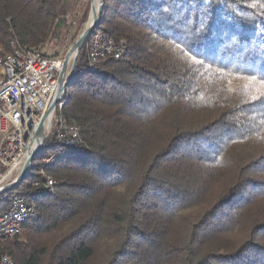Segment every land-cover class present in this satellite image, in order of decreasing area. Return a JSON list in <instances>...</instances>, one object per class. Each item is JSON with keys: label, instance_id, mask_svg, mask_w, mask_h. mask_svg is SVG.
Listing matches in <instances>:
<instances>
[{"label": "trees", "instance_id": "1", "mask_svg": "<svg viewBox=\"0 0 264 264\" xmlns=\"http://www.w3.org/2000/svg\"><path fill=\"white\" fill-rule=\"evenodd\" d=\"M72 9L0 0V48L44 47ZM95 30L126 53L84 71V43L62 111L82 143L51 136L5 193L3 209L29 197L42 168L57 182L6 252L15 264H264V0H105Z\"/></svg>", "mask_w": 264, "mask_h": 264}, {"label": "built area", "instance_id": "2", "mask_svg": "<svg viewBox=\"0 0 264 264\" xmlns=\"http://www.w3.org/2000/svg\"><path fill=\"white\" fill-rule=\"evenodd\" d=\"M85 44L88 67L84 71H96L102 60H118L126 53L124 40L115 41L97 30ZM65 58L49 57L43 46L25 50L14 42L9 53L0 48V264H15L3 242L23 233L25 224L38 214V202L54 191L57 182L42 168V179L34 183L35 191L27 198L14 197L3 209L4 190L18 181L30 157L51 136L65 149L82 143L80 128L67 123L62 113L73 79L70 71L74 62L70 59L66 67ZM48 121L50 129L46 133ZM41 136L40 144L31 152ZM58 155L42 158L41 165H53Z\"/></svg>", "mask_w": 264, "mask_h": 264}, {"label": "rangeland", "instance_id": "3", "mask_svg": "<svg viewBox=\"0 0 264 264\" xmlns=\"http://www.w3.org/2000/svg\"><path fill=\"white\" fill-rule=\"evenodd\" d=\"M91 2L92 0H69L73 9L66 18L67 27L58 36L52 37L47 42L44 46L46 55L56 59H63L68 55L70 50L74 48L76 41L86 30L88 22L82 24V20L88 5L91 8ZM39 163L40 161H34L35 165Z\"/></svg>", "mask_w": 264, "mask_h": 264}, {"label": "water", "instance_id": "4", "mask_svg": "<svg viewBox=\"0 0 264 264\" xmlns=\"http://www.w3.org/2000/svg\"><path fill=\"white\" fill-rule=\"evenodd\" d=\"M104 3H105V0H102L100 13H99V15L96 18V22L83 32V34L80 36V38L76 41V43L74 45V48L77 49V54H76V56L74 58V62H73V65H72V68H71V71H70V77L74 76L75 68H76V65H77L78 56L80 54L81 49L83 48V45H84L85 41L88 39L90 34L96 29V26H97V24H98V22H99V20L101 18V15H102V12H103V9H104ZM69 62H70V57H69V55H67L66 58H65V66L66 67H68ZM43 145H44V143L40 144L39 150L37 152H35L30 157L25 170L22 173V175L19 177L18 181L14 182L10 186H8L4 190L5 193L10 191V190L15 189L27 177L28 170H29L28 168H29L30 164H32L34 162V160L36 159L38 154L42 152Z\"/></svg>", "mask_w": 264, "mask_h": 264}, {"label": "bare ground", "instance_id": "5", "mask_svg": "<svg viewBox=\"0 0 264 264\" xmlns=\"http://www.w3.org/2000/svg\"><path fill=\"white\" fill-rule=\"evenodd\" d=\"M101 4H102V0H92V9H91V14H90V19L86 25V29L96 22V18L100 13ZM76 54H77V49L75 48L71 49L70 52L68 53L70 59H73L76 56ZM49 129H50V121L45 123L46 133L49 131ZM42 137L43 136L38 137L37 142H36L37 145H34L32 147L31 152H33L37 148V146L40 144Z\"/></svg>", "mask_w": 264, "mask_h": 264}]
</instances>
